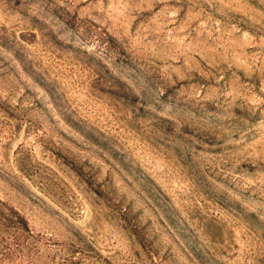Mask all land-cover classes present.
Segmentation results:
<instances>
[{"label":"rangeland","instance_id":"rangeland-1","mask_svg":"<svg viewBox=\"0 0 264 264\" xmlns=\"http://www.w3.org/2000/svg\"><path fill=\"white\" fill-rule=\"evenodd\" d=\"M0 264H264V0H0Z\"/></svg>","mask_w":264,"mask_h":264}]
</instances>
